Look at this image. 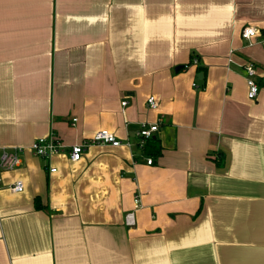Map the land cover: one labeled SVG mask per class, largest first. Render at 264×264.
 Returning <instances> with one entry per match:
<instances>
[{"label": "crops", "instance_id": "1", "mask_svg": "<svg viewBox=\"0 0 264 264\" xmlns=\"http://www.w3.org/2000/svg\"><path fill=\"white\" fill-rule=\"evenodd\" d=\"M100 129L123 145L30 149ZM0 264H264V0H0Z\"/></svg>", "mask_w": 264, "mask_h": 264}, {"label": "built area", "instance_id": "2", "mask_svg": "<svg viewBox=\"0 0 264 264\" xmlns=\"http://www.w3.org/2000/svg\"><path fill=\"white\" fill-rule=\"evenodd\" d=\"M258 34V29L253 26H246L242 30V37L247 40H251ZM190 64L195 66H200V60L197 56H195ZM244 70L246 72V81L248 85V98L250 100H256L260 86L257 81V68L254 62L248 61L244 65ZM195 87H198L197 83H194ZM127 102H123L122 105L125 106ZM148 106L156 110L159 107V103L155 96H150L147 100ZM77 119H74L76 122ZM160 122L157 123H148L142 122L140 128L137 131V137L139 139V146L143 148L146 141L152 138L159 130ZM123 141L119 139L113 132L108 129H100L94 133L91 138L83 140L81 143H76L73 145H67L63 141H61L55 134H52L48 138H39L35 140L30 149L33 154L37 157L49 159L51 157L57 156L59 154L68 153L70 160L73 162H77L81 159L82 154L90 145L99 144V145H109L118 147L123 145ZM127 145L130 144L129 141L125 142ZM23 148H14L12 151L6 152L5 156L2 160L1 166L4 169H12L15 168L20 163L19 153L22 152ZM148 164L153 163V158H148ZM51 172H55L56 168H52ZM25 188V183L23 180H17L12 186L11 189L14 192H22ZM135 209L129 212L126 215V224L128 226H134L136 224V211L142 207L141 198L139 195L135 197Z\"/></svg>", "mask_w": 264, "mask_h": 264}, {"label": "trees", "instance_id": "3", "mask_svg": "<svg viewBox=\"0 0 264 264\" xmlns=\"http://www.w3.org/2000/svg\"><path fill=\"white\" fill-rule=\"evenodd\" d=\"M195 56H193L194 58ZM198 57V56H197ZM192 58V59H193ZM192 61V60H191ZM199 70H201L200 67H198ZM203 72V71H202ZM204 73V72H203ZM143 150L148 153V155H161L162 152V145L160 141L155 138L154 136L150 139H148L143 146ZM36 206L37 208H42L43 206L40 203L39 199H36Z\"/></svg>", "mask_w": 264, "mask_h": 264}, {"label": "water", "instance_id": "4", "mask_svg": "<svg viewBox=\"0 0 264 264\" xmlns=\"http://www.w3.org/2000/svg\"><path fill=\"white\" fill-rule=\"evenodd\" d=\"M177 69H179V68H177ZM199 77L202 78V73L199 74Z\"/></svg>", "mask_w": 264, "mask_h": 264}]
</instances>
